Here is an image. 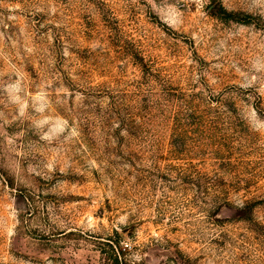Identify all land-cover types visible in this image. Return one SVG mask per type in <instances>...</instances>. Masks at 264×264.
Here are the masks:
<instances>
[{"label": "rangeland", "instance_id": "obj_1", "mask_svg": "<svg viewBox=\"0 0 264 264\" xmlns=\"http://www.w3.org/2000/svg\"><path fill=\"white\" fill-rule=\"evenodd\" d=\"M0 264H264V0H0Z\"/></svg>", "mask_w": 264, "mask_h": 264}, {"label": "trees", "instance_id": "obj_2", "mask_svg": "<svg viewBox=\"0 0 264 264\" xmlns=\"http://www.w3.org/2000/svg\"><path fill=\"white\" fill-rule=\"evenodd\" d=\"M224 10V9H223ZM225 13H227L225 10H224ZM118 260V259H117Z\"/></svg>", "mask_w": 264, "mask_h": 264}]
</instances>
